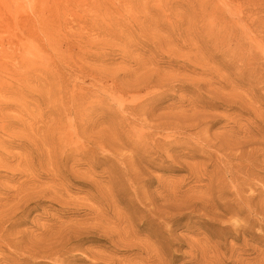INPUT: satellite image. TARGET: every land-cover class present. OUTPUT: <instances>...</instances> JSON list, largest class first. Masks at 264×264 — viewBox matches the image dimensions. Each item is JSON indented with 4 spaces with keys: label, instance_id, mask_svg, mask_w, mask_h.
Returning <instances> with one entry per match:
<instances>
[{
    "label": "rangeland",
    "instance_id": "1",
    "mask_svg": "<svg viewBox=\"0 0 264 264\" xmlns=\"http://www.w3.org/2000/svg\"><path fill=\"white\" fill-rule=\"evenodd\" d=\"M242 159L264 0H0V264H264Z\"/></svg>",
    "mask_w": 264,
    "mask_h": 264
},
{
    "label": "bare ground",
    "instance_id": "2",
    "mask_svg": "<svg viewBox=\"0 0 264 264\" xmlns=\"http://www.w3.org/2000/svg\"><path fill=\"white\" fill-rule=\"evenodd\" d=\"M130 111V110H129ZM127 113V112H126ZM144 113V112H143ZM133 116V115H131ZM136 118V117H135ZM146 118V117H145ZM128 119V118H127ZM137 120V119H136ZM146 120V119H145ZM147 121V120H146ZM142 122H145V121H142ZM162 123V122H161ZM152 124V123H151ZM158 124V123H157ZM160 124V123H159ZM167 124V123H166ZM134 125V124H133ZM147 125H148V122H147ZM169 125V123H168ZM154 126V125H153ZM157 126V125H156ZM142 127V126H141ZM148 127H151V126H148ZM169 127V126H168ZM177 127V126H176ZM182 127V126H181ZM143 128V127H142ZM155 128V127H154ZM172 128V127H171ZM149 129V128H148ZM179 129V127H178ZM141 130V129H140ZM149 130H152V129H149ZM181 130V129H180ZM182 131V130H181ZM151 132V131H150ZM155 132V131H153ZM152 134V132H151ZM154 134V133H153ZM146 137V136H145ZM151 137V136H150ZM206 143V142H205ZM210 144V143H209ZM208 144V145H209ZM218 151V150H217ZM220 153V152H219ZM222 154V153H221ZM231 154V153H229ZM234 156V155H233ZM225 157V156H224ZM237 157V156H236ZM223 159V158H222ZM247 159V158H246ZM228 162V161H226ZM231 163V162H230ZM238 165H235V169L233 174H231V181H237V183L234 184L233 188H235V192H236V195L235 198H236V203H234L233 207L237 210V211H241V210H249L251 211L250 209L253 208L252 206V198L256 197V195H250L248 193H245L246 192V189L248 186V188H252L253 186H257L254 184V181L252 180L255 179V178H258L259 180H261L262 182H264V176L262 175L261 177L259 176H255V173L253 174V170L252 168H250L249 164L245 162L244 159L240 160L239 163H237ZM224 165V164H223ZM232 166V165H231ZM245 174V175H244ZM255 176V177H254ZM248 177H250V181L248 182H243L245 180L248 179ZM256 180V179H255ZM259 182V181H258ZM261 183V182H260ZM251 190V189H250ZM249 190V191H250ZM252 192H253V189H252ZM252 194V193H251ZM234 198V197H233ZM262 209V208H261ZM252 213H254L253 211H251ZM256 213V212H255ZM264 213V211L262 212ZM256 215V214H255ZM264 215V214H263ZM251 218V217H250ZM237 220V219H236ZM248 221V220H247ZM251 221V220H250ZM236 223V222H235ZM237 223H240L237 222ZM245 223V222H243ZM251 223V222H250ZM247 224V223H246ZM235 225V224H234ZM245 226V225H244ZM248 226V225H247ZM235 230V229H234ZM237 232V231H236Z\"/></svg>",
    "mask_w": 264,
    "mask_h": 264
}]
</instances>
